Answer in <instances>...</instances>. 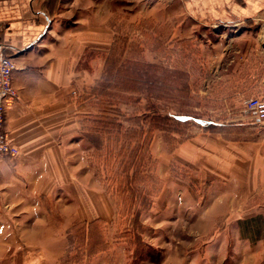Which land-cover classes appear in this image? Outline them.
<instances>
[{
  "label": "rangeland",
  "instance_id": "rangeland-1",
  "mask_svg": "<svg viewBox=\"0 0 264 264\" xmlns=\"http://www.w3.org/2000/svg\"><path fill=\"white\" fill-rule=\"evenodd\" d=\"M44 8L63 14L64 100L77 129L63 136V200L19 205L41 231L21 242L51 249H21L0 264H264L253 153L241 170L221 171L209 162L215 145L206 146L212 134L235 139L238 127L249 138V123H263L246 100L264 97V27L199 26L172 0ZM200 133L205 153L179 159L176 148ZM82 193L93 203H76Z\"/></svg>",
  "mask_w": 264,
  "mask_h": 264
},
{
  "label": "crops",
  "instance_id": "crops-1",
  "mask_svg": "<svg viewBox=\"0 0 264 264\" xmlns=\"http://www.w3.org/2000/svg\"><path fill=\"white\" fill-rule=\"evenodd\" d=\"M45 1L0 0V52L15 59L13 83L19 94L5 117V129L18 153L0 154V262L5 257L13 262L21 249H51L49 244L37 249L35 242L28 239L21 242V235L34 237L41 231L28 213L20 214L19 205L31 204L35 211V205L43 199L50 204L63 200V173L68 172L63 163V136L69 138L77 129V121L68 114L69 105L64 100L69 75L63 52V41L68 40V35H63V14L52 19L44 8ZM172 1H177L182 13L199 26L235 28L243 34L264 27V0ZM261 122L249 123V138L240 137L238 127L235 139L225 137L223 132L212 134V142L206 146L213 143L217 154H212L209 162L218 163L221 171L230 166L239 171L244 152L251 151L254 158L247 163L251 171L260 173L256 186L264 187V121ZM207 137L200 133L185 140L174 154L186 162L198 161L207 148ZM83 193L76 196L75 202L93 203V197L88 200ZM23 221L25 225H21Z\"/></svg>",
  "mask_w": 264,
  "mask_h": 264
},
{
  "label": "built area",
  "instance_id": "built-area-1",
  "mask_svg": "<svg viewBox=\"0 0 264 264\" xmlns=\"http://www.w3.org/2000/svg\"><path fill=\"white\" fill-rule=\"evenodd\" d=\"M15 69L14 57L0 52V154L8 156H15L18 153V148L10 140L5 129L6 110L18 99L17 90L13 85ZM246 108L257 121H264V97L248 98Z\"/></svg>",
  "mask_w": 264,
  "mask_h": 264
},
{
  "label": "trees",
  "instance_id": "trees-1",
  "mask_svg": "<svg viewBox=\"0 0 264 264\" xmlns=\"http://www.w3.org/2000/svg\"><path fill=\"white\" fill-rule=\"evenodd\" d=\"M54 1H56V0H46V1L44 2L43 5H45V6H49V5H51L52 2H54Z\"/></svg>",
  "mask_w": 264,
  "mask_h": 264
}]
</instances>
